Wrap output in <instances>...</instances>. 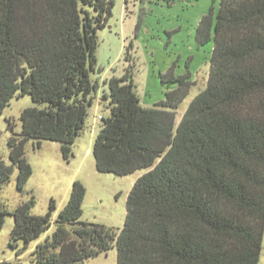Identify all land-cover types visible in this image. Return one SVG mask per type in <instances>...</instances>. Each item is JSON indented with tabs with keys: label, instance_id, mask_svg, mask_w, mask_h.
I'll use <instances>...</instances> for the list:
<instances>
[{
	"label": "trees",
	"instance_id": "obj_1",
	"mask_svg": "<svg viewBox=\"0 0 264 264\" xmlns=\"http://www.w3.org/2000/svg\"><path fill=\"white\" fill-rule=\"evenodd\" d=\"M112 0H0V115L19 94L38 107L21 116L22 132L9 140L11 165L0 161L2 185L19 170L23 192L33 175L30 140L61 144L65 161L97 98L91 80L97 33L112 16ZM93 12L95 15H93ZM199 47L214 41L206 89L176 125L189 75L157 107L143 108L132 69L105 82L110 111L92 154L102 174L125 177L148 170L127 201L120 233L81 222L86 188L75 181L54 222L52 238L36 245L40 264H82L116 244L117 264H259L264 237V0H220L216 21L206 15ZM13 130V125L10 123ZM34 201L13 216L10 246L27 249L44 239L57 212L33 216ZM8 213L1 208L0 230Z\"/></svg>",
	"mask_w": 264,
	"mask_h": 264
},
{
	"label": "rangeland",
	"instance_id": "obj_2",
	"mask_svg": "<svg viewBox=\"0 0 264 264\" xmlns=\"http://www.w3.org/2000/svg\"><path fill=\"white\" fill-rule=\"evenodd\" d=\"M112 1V16L106 27L97 33V65L91 73V80L98 83V100L88 108L85 126L73 145V156L69 162L65 161L58 142L42 141L39 146L38 141L30 140L26 145V158L33 175L24 191L18 189L19 170L16 168L11 180L2 185L1 208L8 215L4 228L0 230V264H40L33 256L36 245L47 237L52 238L54 222L69 202L75 181L81 182L87 191L81 222L104 225L117 233L122 231L128 197L136 181L148 170L118 177L99 173L96 169L92 148L103 124L100 117L110 116L106 104L100 101L109 92L106 81L123 78L127 70L132 69L141 106L154 108L179 85L168 80L164 82L165 76L189 75L192 84L189 94L176 110V129L192 101L207 87L214 41L199 47L196 35L206 15L212 13L216 21L220 0ZM34 107L38 105L30 95L19 94L0 115V161L6 166L11 165L9 140L22 132L23 111ZM89 149L91 151L87 153ZM30 201H34L31 215L37 217L46 216L51 202H55L57 212L52 218V228L44 239L32 243L27 249L22 241L17 243V248H12L13 213ZM117 257L115 244L107 253L82 264H117ZM259 264H264V237Z\"/></svg>",
	"mask_w": 264,
	"mask_h": 264
},
{
	"label": "crops",
	"instance_id": "obj_3",
	"mask_svg": "<svg viewBox=\"0 0 264 264\" xmlns=\"http://www.w3.org/2000/svg\"><path fill=\"white\" fill-rule=\"evenodd\" d=\"M91 151V149H89L88 151H87V153H89Z\"/></svg>",
	"mask_w": 264,
	"mask_h": 264
},
{
	"label": "built area",
	"instance_id": "obj_4",
	"mask_svg": "<svg viewBox=\"0 0 264 264\" xmlns=\"http://www.w3.org/2000/svg\"><path fill=\"white\" fill-rule=\"evenodd\" d=\"M100 119H101V117H100Z\"/></svg>",
	"mask_w": 264,
	"mask_h": 264
}]
</instances>
